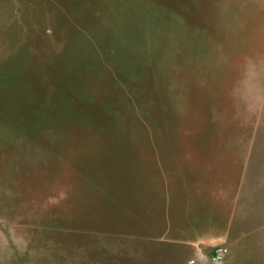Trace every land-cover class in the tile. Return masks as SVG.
Listing matches in <instances>:
<instances>
[{
  "label": "rangeland",
  "instance_id": "rangeland-1",
  "mask_svg": "<svg viewBox=\"0 0 264 264\" xmlns=\"http://www.w3.org/2000/svg\"><path fill=\"white\" fill-rule=\"evenodd\" d=\"M0 264H264V0H0Z\"/></svg>",
  "mask_w": 264,
  "mask_h": 264
},
{
  "label": "crops",
  "instance_id": "crops-1",
  "mask_svg": "<svg viewBox=\"0 0 264 264\" xmlns=\"http://www.w3.org/2000/svg\"><path fill=\"white\" fill-rule=\"evenodd\" d=\"M214 227L213 226H208L207 228H206V232L204 233V236H209V235H211V234H213L214 233Z\"/></svg>",
  "mask_w": 264,
  "mask_h": 264
}]
</instances>
